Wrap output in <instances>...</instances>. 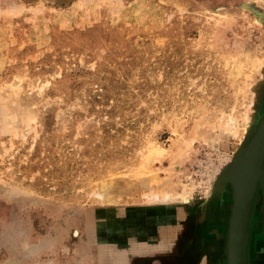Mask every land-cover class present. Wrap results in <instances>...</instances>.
I'll return each mask as SVG.
<instances>
[{
	"label": "rangeland",
	"instance_id": "374dc122",
	"mask_svg": "<svg viewBox=\"0 0 264 264\" xmlns=\"http://www.w3.org/2000/svg\"><path fill=\"white\" fill-rule=\"evenodd\" d=\"M263 113L264 0H0V264H225Z\"/></svg>",
	"mask_w": 264,
	"mask_h": 264
},
{
	"label": "water",
	"instance_id": "95a60500",
	"mask_svg": "<svg viewBox=\"0 0 264 264\" xmlns=\"http://www.w3.org/2000/svg\"><path fill=\"white\" fill-rule=\"evenodd\" d=\"M258 122L255 133L245 138L237 159L224 167L214 186L220 192L229 184L232 191L224 249L225 264H247L250 212L257 190L264 192V166L253 162L256 144L264 136V113ZM229 174L233 184L227 179Z\"/></svg>",
	"mask_w": 264,
	"mask_h": 264
},
{
	"label": "bare ground",
	"instance_id": "6f19581e",
	"mask_svg": "<svg viewBox=\"0 0 264 264\" xmlns=\"http://www.w3.org/2000/svg\"><path fill=\"white\" fill-rule=\"evenodd\" d=\"M250 117H246L245 118V120H244V122H245V124H246V127H245V131H246V129L248 128V126H249V123H250ZM230 126V125H229ZM249 127H251V126H249ZM230 129L234 132V130H237L238 129V127H237V125L234 123V124H232L231 126H230ZM229 129V130H230ZM230 130V131H231ZM231 131V132H232ZM246 134V133H245ZM241 145V144H240ZM263 150H264V136L262 137V139H261V141H259V143L257 142V144H256V148H255V151H254V157H253V162H254V164H261L262 166H264V152H263ZM237 151H238V149H237ZM239 153L240 152H238V155H239ZM238 155H236V158H235V160L237 159V157H238ZM231 174H229V176L227 177V179H228V181H230L231 180V182H232V184H233V179H231V176H230ZM221 185V184H220Z\"/></svg>",
	"mask_w": 264,
	"mask_h": 264
},
{
	"label": "crops",
	"instance_id": "0c3cea01",
	"mask_svg": "<svg viewBox=\"0 0 264 264\" xmlns=\"http://www.w3.org/2000/svg\"><path fill=\"white\" fill-rule=\"evenodd\" d=\"M261 237H263V239H264V234ZM263 239L261 241V242H263V244H262L263 246L259 245V252H258V250H256V248L254 249V251L256 253L254 252V254H253V258H254L253 264H260V262H262V264H264V240Z\"/></svg>",
	"mask_w": 264,
	"mask_h": 264
},
{
	"label": "flooded vegetation",
	"instance_id": "af4514ba",
	"mask_svg": "<svg viewBox=\"0 0 264 264\" xmlns=\"http://www.w3.org/2000/svg\"><path fill=\"white\" fill-rule=\"evenodd\" d=\"M258 191L259 190H257V192H256V195H255V198L257 197V194H258ZM255 198H254V201H255ZM254 201H253V203H254ZM252 209H253V204H252V208H251V212H250V217H251V214H252ZM260 214V217L259 218H261V220H262V218H264L263 216H262V213H259ZM250 217H249V222H248V226H249V223H250ZM249 231V230H248ZM264 234V231H261L260 233H258V235L256 236V240H255V243H254V248H257V246H258V244L260 243L259 242V239L261 238V236ZM262 239H263V237H262ZM262 239H261V241H262ZM261 244H263V242H261Z\"/></svg>",
	"mask_w": 264,
	"mask_h": 264
}]
</instances>
